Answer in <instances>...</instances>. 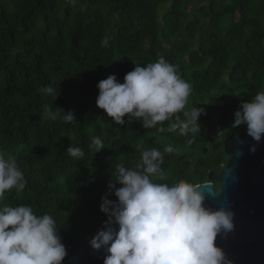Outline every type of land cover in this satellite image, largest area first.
<instances>
[{
    "label": "trees",
    "instance_id": "trees-1",
    "mask_svg": "<svg viewBox=\"0 0 264 264\" xmlns=\"http://www.w3.org/2000/svg\"><path fill=\"white\" fill-rule=\"evenodd\" d=\"M160 58L190 84L186 110L203 109L200 133H161L172 121L146 129L127 117L121 126L96 107L100 81L114 75L123 83L136 65ZM49 85L57 97L41 91ZM260 91L264 0H0V152L17 156L26 180L22 193L13 189L0 203L52 216L68 264L108 219L100 206L102 198L116 202L121 185H109L117 164L137 170L142 152L157 149L165 179L154 182L177 178L217 189L226 143L243 126L232 127L234 114ZM45 108L58 118L42 119ZM94 136L105 148L96 154ZM166 145L176 151L165 153ZM70 146L84 157H71Z\"/></svg>",
    "mask_w": 264,
    "mask_h": 264
},
{
    "label": "clouds",
    "instance_id": "clouds-1",
    "mask_svg": "<svg viewBox=\"0 0 264 264\" xmlns=\"http://www.w3.org/2000/svg\"><path fill=\"white\" fill-rule=\"evenodd\" d=\"M101 43L106 46L108 38ZM97 88L96 107L114 124L124 125L127 117L151 129L172 121L167 128L160 126L157 130L178 131L182 136L200 133L198 118L204 114L203 109L186 110L191 86L178 75L177 66L164 58L146 66L136 65L124 76L123 83L113 75L100 81ZM41 91L58 95L50 85ZM41 116L55 121L58 113L45 108ZM62 118L75 122L72 113H63ZM245 124L247 134L259 142L264 134V91L242 103L235 112L232 127ZM186 143L191 145L193 140ZM90 148L95 154L105 149L98 136L92 137ZM174 151L171 145L164 148L165 153ZM67 152L76 160L85 155L79 147L70 146ZM163 162L161 151L150 149L142 152L137 170L122 163L116 165L117 178L109 188L115 184L121 187L114 192L115 203L102 198L100 211L108 219L90 241V247L106 249L103 264H232L215 240L219 234L234 230V214L224 207L206 208L202 184L184 180L172 184L154 182L152 177L165 179ZM25 187L17 156L0 152V202L11 190L19 194ZM216 193L212 188V195ZM66 255L52 216H38L31 206L0 203V264H62Z\"/></svg>",
    "mask_w": 264,
    "mask_h": 264
},
{
    "label": "water",
    "instance_id": "water-1",
    "mask_svg": "<svg viewBox=\"0 0 264 264\" xmlns=\"http://www.w3.org/2000/svg\"><path fill=\"white\" fill-rule=\"evenodd\" d=\"M253 147L255 151L250 150ZM226 154L228 162L213 177L218 185L216 195H212V184L201 187L206 208L224 207L234 214V230L219 234L215 245L232 264H264V134L256 142L247 134V125H243L240 134L226 143ZM111 227L118 230L115 224ZM94 236L82 240L68 264H103L107 252L90 247Z\"/></svg>",
    "mask_w": 264,
    "mask_h": 264
},
{
    "label": "flooded vegetation",
    "instance_id": "flooded-vegetation-1",
    "mask_svg": "<svg viewBox=\"0 0 264 264\" xmlns=\"http://www.w3.org/2000/svg\"><path fill=\"white\" fill-rule=\"evenodd\" d=\"M215 189V188H214Z\"/></svg>",
    "mask_w": 264,
    "mask_h": 264
},
{
    "label": "rangeland",
    "instance_id": "rangeland-1",
    "mask_svg": "<svg viewBox=\"0 0 264 264\" xmlns=\"http://www.w3.org/2000/svg\"><path fill=\"white\" fill-rule=\"evenodd\" d=\"M162 11V10H161Z\"/></svg>",
    "mask_w": 264,
    "mask_h": 264
}]
</instances>
